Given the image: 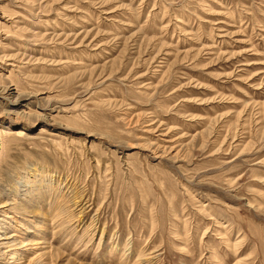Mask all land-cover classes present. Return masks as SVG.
I'll use <instances>...</instances> for the list:
<instances>
[{
  "label": "rangeland",
  "instance_id": "374dc122",
  "mask_svg": "<svg viewBox=\"0 0 264 264\" xmlns=\"http://www.w3.org/2000/svg\"><path fill=\"white\" fill-rule=\"evenodd\" d=\"M4 56L0 264H264V0H0Z\"/></svg>",
  "mask_w": 264,
  "mask_h": 264
},
{
  "label": "bare ground",
  "instance_id": "6f19581e",
  "mask_svg": "<svg viewBox=\"0 0 264 264\" xmlns=\"http://www.w3.org/2000/svg\"><path fill=\"white\" fill-rule=\"evenodd\" d=\"M10 58H8V57H2L0 60H9ZM2 62H0V64H1ZM2 76V75H1ZM13 87H15L16 85H12ZM12 87V88H13ZM12 88H10V87H8L7 85H2L1 83H0V94H4L5 96H6V98H10L11 99V97L12 96H17V97H20V94L21 93H19L20 92V90L17 88V87H15L14 89H12ZM10 101V100H9ZM12 101V100H11ZM14 103V102H13ZM6 111H3V112H1L0 113V117H2V116H4V115H9V114H11V113H5ZM12 112V111H11ZM19 117V116H18ZM26 117V116H25ZM41 117V116H40ZM17 118V117H16ZM29 118V117H28ZM9 217V216H8ZM21 245V244H20ZM22 248V247H21ZM18 245L15 247V250L14 251H18Z\"/></svg>",
  "mask_w": 264,
  "mask_h": 264
}]
</instances>
